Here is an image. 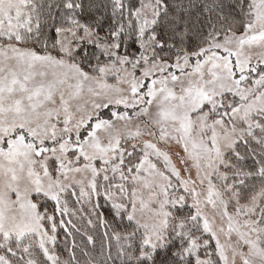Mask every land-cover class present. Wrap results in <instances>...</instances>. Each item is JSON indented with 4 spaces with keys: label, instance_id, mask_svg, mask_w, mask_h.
Wrapping results in <instances>:
<instances>
[{
    "label": "snow or ice",
    "instance_id": "obj_1",
    "mask_svg": "<svg viewBox=\"0 0 264 264\" xmlns=\"http://www.w3.org/2000/svg\"><path fill=\"white\" fill-rule=\"evenodd\" d=\"M0 264H264V0H0Z\"/></svg>",
    "mask_w": 264,
    "mask_h": 264
}]
</instances>
